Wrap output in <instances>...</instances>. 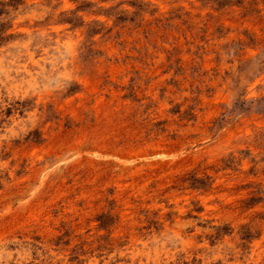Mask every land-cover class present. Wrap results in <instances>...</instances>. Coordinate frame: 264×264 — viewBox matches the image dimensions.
I'll return each instance as SVG.
<instances>
[{
  "label": "rangeland",
  "instance_id": "rangeland-1",
  "mask_svg": "<svg viewBox=\"0 0 264 264\" xmlns=\"http://www.w3.org/2000/svg\"><path fill=\"white\" fill-rule=\"evenodd\" d=\"M0 264H264V0H0Z\"/></svg>",
  "mask_w": 264,
  "mask_h": 264
},
{
  "label": "trees",
  "instance_id": "trees-1",
  "mask_svg": "<svg viewBox=\"0 0 264 264\" xmlns=\"http://www.w3.org/2000/svg\"><path fill=\"white\" fill-rule=\"evenodd\" d=\"M225 1V0H224Z\"/></svg>",
  "mask_w": 264,
  "mask_h": 264
}]
</instances>
